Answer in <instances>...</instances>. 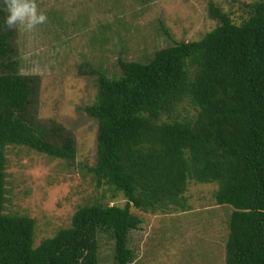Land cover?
<instances>
[{
	"label": "trees",
	"instance_id": "1",
	"mask_svg": "<svg viewBox=\"0 0 264 264\" xmlns=\"http://www.w3.org/2000/svg\"><path fill=\"white\" fill-rule=\"evenodd\" d=\"M247 6L235 22L210 1L217 24L200 39L118 60L117 76L93 71L95 99L83 109L98 123L97 150L87 169L125 202L79 206L69 226L34 246V220L5 211L7 147L64 160L76 148L64 127L30 112L38 77L16 68L0 0V264H99L100 234L115 264H132L128 234L141 219L131 208L185 211L190 181L216 183V204L231 208L224 264H264V0Z\"/></svg>",
	"mask_w": 264,
	"mask_h": 264
},
{
	"label": "rangeland",
	"instance_id": "2",
	"mask_svg": "<svg viewBox=\"0 0 264 264\" xmlns=\"http://www.w3.org/2000/svg\"><path fill=\"white\" fill-rule=\"evenodd\" d=\"M210 1L239 22L256 0H36L46 22L31 32L14 30L18 72L38 77L30 112L46 128L64 127L76 148L74 159L64 160L7 147L5 211L34 220V246L69 226L79 206L125 202L107 184L96 186L87 169L94 166L97 150L98 123L83 109L95 99L93 71L117 76L118 60L141 61L175 41L200 39L217 24L208 16ZM186 109L193 111L188 104ZM216 188V183L190 181L185 211L132 207L141 219L128 234L132 264H224L231 208L216 204ZM98 255L99 264H115L113 242L105 234L99 235Z\"/></svg>",
	"mask_w": 264,
	"mask_h": 264
},
{
	"label": "clouds",
	"instance_id": "3",
	"mask_svg": "<svg viewBox=\"0 0 264 264\" xmlns=\"http://www.w3.org/2000/svg\"><path fill=\"white\" fill-rule=\"evenodd\" d=\"M7 11L5 25L9 30L22 28L31 32L46 22V14L38 11L36 0H4Z\"/></svg>",
	"mask_w": 264,
	"mask_h": 264
}]
</instances>
